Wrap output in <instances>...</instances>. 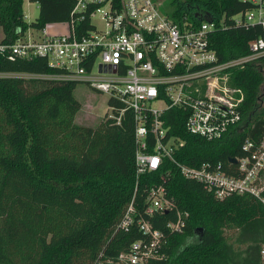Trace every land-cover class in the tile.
Wrapping results in <instances>:
<instances>
[{
    "label": "trees",
    "instance_id": "trees-1",
    "mask_svg": "<svg viewBox=\"0 0 264 264\" xmlns=\"http://www.w3.org/2000/svg\"><path fill=\"white\" fill-rule=\"evenodd\" d=\"M76 1L32 0L40 14L28 23L25 0H0L5 36L0 45L14 43L19 30L41 31L68 22ZM161 1L164 13L176 21L187 16L199 25L225 19L228 28L211 37L221 61L250 54V43L262 35L260 27H231L233 16L252 7L241 0ZM57 73L47 59L10 61L0 52V264H94L101 253L118 256L142 238L136 226L130 233L118 229L127 207L136 195L137 209L144 213L148 188L160 184L190 217L181 234L169 235L166 258L148 264H264V205L259 200L251 195L218 200L170 161L159 172L138 178L133 113L127 112L121 125H78V84L38 77ZM232 83L246 93L244 118L221 140L190 134L178 109L165 115L168 135L185 142L175 152L178 162L190 167L222 163L235 175L230 159L245 155L246 139L264 137V66L233 71ZM148 141L152 146V136ZM166 171L171 176L163 182ZM174 217L147 219L167 233ZM230 230L237 232L232 240L226 234Z\"/></svg>",
    "mask_w": 264,
    "mask_h": 264
},
{
    "label": "built area",
    "instance_id": "built-area-1",
    "mask_svg": "<svg viewBox=\"0 0 264 264\" xmlns=\"http://www.w3.org/2000/svg\"><path fill=\"white\" fill-rule=\"evenodd\" d=\"M241 1L252 7L233 16L231 27H260L262 35L250 43V54L228 61L220 60L211 41L215 32L228 28L225 19L199 25L187 16L176 21L164 13L161 0H77L71 19L59 23L64 25L61 34L52 32L54 24L41 31L19 30L20 37L1 44L0 52L10 61L47 59L58 73L39 78L76 82L108 97L104 119L111 126L121 125L124 115L132 112L138 178L159 172L170 161L218 200L251 195L264 205V137L244 141L245 155L236 158L237 164L230 163L234 175L222 163L206 161L190 167L178 162L175 152L185 142L168 135L165 121L168 112L178 109L185 114L186 130L209 142L242 125L246 93L233 85L232 76L249 65L264 66V0ZM260 103L264 108V97ZM170 176L166 171L161 178L166 182ZM168 213L175 217L167 224V233L147 219ZM189 217L168 198L164 184L150 186L144 213L137 209L135 195L118 226L125 233L136 226L142 238L116 257L101 253L94 264L164 260L169 235L181 234ZM261 257L264 261V246Z\"/></svg>",
    "mask_w": 264,
    "mask_h": 264
},
{
    "label": "rangeland",
    "instance_id": "rangeland-1",
    "mask_svg": "<svg viewBox=\"0 0 264 264\" xmlns=\"http://www.w3.org/2000/svg\"><path fill=\"white\" fill-rule=\"evenodd\" d=\"M25 18L28 23L36 22L39 18L40 10L37 3L32 0H25L24 5ZM98 20V19H96ZM100 23V22H98ZM64 25L54 24L53 33L61 34L64 31ZM3 37V32L0 28V39ZM4 77V76H0ZM76 98L82 104V110L77 115L76 123L83 127H90L93 129H100L105 123L104 116L108 112L107 98L102 97L93 89L85 85H78L75 90ZM227 236L230 240L237 235L235 230L227 231Z\"/></svg>",
    "mask_w": 264,
    "mask_h": 264
},
{
    "label": "water",
    "instance_id": "water-1",
    "mask_svg": "<svg viewBox=\"0 0 264 264\" xmlns=\"http://www.w3.org/2000/svg\"><path fill=\"white\" fill-rule=\"evenodd\" d=\"M230 161H231V163H233V164H237V159H236V158H232V159H230Z\"/></svg>",
    "mask_w": 264,
    "mask_h": 264
},
{
    "label": "crops",
    "instance_id": "crops-1",
    "mask_svg": "<svg viewBox=\"0 0 264 264\" xmlns=\"http://www.w3.org/2000/svg\"><path fill=\"white\" fill-rule=\"evenodd\" d=\"M24 5H25V2H24ZM1 28V27H0ZM2 30V29H1ZM3 32V31H2ZM4 33H3V37L0 39V42L4 39Z\"/></svg>",
    "mask_w": 264,
    "mask_h": 264
}]
</instances>
